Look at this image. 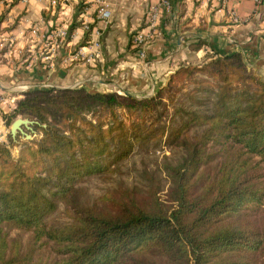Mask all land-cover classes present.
Here are the masks:
<instances>
[{
  "label": "trees",
  "instance_id": "trees-1",
  "mask_svg": "<svg viewBox=\"0 0 264 264\" xmlns=\"http://www.w3.org/2000/svg\"><path fill=\"white\" fill-rule=\"evenodd\" d=\"M206 55L202 65L179 66L150 98L83 88L23 93L4 123L28 118L39 140L20 144L16 159L0 146V264H264V79L239 53ZM187 81L204 111L160 113L162 95ZM164 129H174L184 153L168 170V210L158 183L141 197L126 188L102 207L84 202L78 183L111 172ZM192 129L201 132L190 137ZM59 201L72 221L50 225ZM6 225L52 243L56 256L36 261L11 251Z\"/></svg>",
  "mask_w": 264,
  "mask_h": 264
},
{
  "label": "crops",
  "instance_id": "crops-1",
  "mask_svg": "<svg viewBox=\"0 0 264 264\" xmlns=\"http://www.w3.org/2000/svg\"><path fill=\"white\" fill-rule=\"evenodd\" d=\"M96 1L0 0V94L15 102L34 88L147 97L176 68L208 51L239 53L248 67L264 72V0H170L143 60L131 37L160 0H99L106 20L98 18ZM58 31L65 36L57 38Z\"/></svg>",
  "mask_w": 264,
  "mask_h": 264
},
{
  "label": "rangeland",
  "instance_id": "rangeland-1",
  "mask_svg": "<svg viewBox=\"0 0 264 264\" xmlns=\"http://www.w3.org/2000/svg\"><path fill=\"white\" fill-rule=\"evenodd\" d=\"M208 57V55H205L204 58L199 62H190L182 65H202L205 59ZM248 69L261 80L264 79V72L260 73L251 67H248ZM197 77L201 78V76ZM192 89L193 85L189 84L188 81L176 83V85L170 89L171 93L167 92L162 95V103L159 107V112L163 114L167 112V114L171 115L173 114L175 107L180 106L189 112L204 111L205 105L199 104L200 98L197 95H194V98L189 99V92ZM156 92L157 90L150 96L136 98H150L154 96ZM18 118L28 119L24 117ZM177 119L178 118H176V120ZM13 122H11V124ZM11 124L8 127L5 125V128L8 130V132ZM172 125L174 124L171 122L170 126ZM173 130L174 129H164L162 131V135L156 136L154 139L145 142V144H136L131 154L126 159L116 163L112 167L111 172L101 176H91L78 183L77 186L80 188V193L84 202L90 206L97 205L98 207H102V204H104L105 201V196L110 194H118L121 190L126 188L135 189L134 194L138 197H141V195H146L145 192H149V190L153 187L152 183H158L160 186L159 191L157 192L158 201L162 205V209L168 210L173 203L170 200L171 194L169 193L172 185V179L168 174V170L170 167H175L178 165L184 156L183 150L170 136V133ZM26 132L32 135L31 141H26L20 136H17L15 147L8 144L11 156L14 159L18 157L20 144L33 142L35 139L39 140L37 136L38 134L36 132L33 131L34 134H31L28 131ZM200 132L201 129H192L189 136H198ZM219 160L220 159H217L210 163L205 168V174L212 175L216 170V163ZM254 161L257 162L260 161V159L255 158ZM261 166L264 167V162L261 163ZM260 184L264 187V177L261 179ZM71 215L72 212L65 205V203L59 201L55 211L48 217L47 223L50 225L67 224L72 221ZM3 228L7 233L11 251L18 249L21 254L32 253V257L36 261L50 260L56 256L55 252L53 251V244L46 243L43 240L34 241L30 230L16 228L9 225L4 226Z\"/></svg>",
  "mask_w": 264,
  "mask_h": 264
},
{
  "label": "built area",
  "instance_id": "built-area-1",
  "mask_svg": "<svg viewBox=\"0 0 264 264\" xmlns=\"http://www.w3.org/2000/svg\"><path fill=\"white\" fill-rule=\"evenodd\" d=\"M6 4H9L12 2V0H4ZM68 1V0H65ZM97 3V14L98 18L101 20H106L109 17V13L106 10V6L99 0L96 1ZM262 3V0H255L256 5H260ZM170 8V0H160L159 4L156 7H153L149 10L147 17H146V23L144 25V28L141 32L135 33L131 37V43L134 47L138 57L140 59L145 58V47L146 45L152 40L154 33L157 31L158 27V20H159V14L162 10L169 9ZM31 35H36L37 31L35 29H31L30 31ZM65 36L64 31H58L56 32L57 38H63ZM212 54V52H209ZM88 61V60H87ZM15 107V101L12 99H9L2 94H0V119L3 116L5 111L8 109L13 110ZM13 108V109H12ZM4 130H0V146H9L8 144V130L6 128H3Z\"/></svg>",
  "mask_w": 264,
  "mask_h": 264
},
{
  "label": "water",
  "instance_id": "water-1",
  "mask_svg": "<svg viewBox=\"0 0 264 264\" xmlns=\"http://www.w3.org/2000/svg\"><path fill=\"white\" fill-rule=\"evenodd\" d=\"M34 126V122L28 119H16L10 126L9 134L13 141L16 142V137L20 136L26 141L32 140V135L28 134V131L31 134H34L32 131V127Z\"/></svg>",
  "mask_w": 264,
  "mask_h": 264
}]
</instances>
